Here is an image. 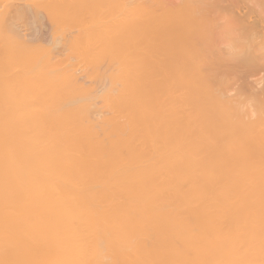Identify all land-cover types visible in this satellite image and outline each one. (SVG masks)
<instances>
[{"label": "bare ground", "instance_id": "obj_1", "mask_svg": "<svg viewBox=\"0 0 264 264\" xmlns=\"http://www.w3.org/2000/svg\"><path fill=\"white\" fill-rule=\"evenodd\" d=\"M0 264H264V0H0Z\"/></svg>", "mask_w": 264, "mask_h": 264}]
</instances>
